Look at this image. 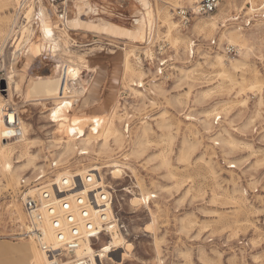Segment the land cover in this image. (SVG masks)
I'll list each match as a JSON object with an SVG mask.
<instances>
[{
  "label": "rangeland",
  "instance_id": "rangeland-1",
  "mask_svg": "<svg viewBox=\"0 0 264 264\" xmlns=\"http://www.w3.org/2000/svg\"><path fill=\"white\" fill-rule=\"evenodd\" d=\"M64 1L41 0L45 9L53 13L55 6L59 14ZM219 1L211 14H192L190 23L182 26L177 10L190 11L196 6L194 0H79L122 34L110 36L96 29L75 33V38L93 35L94 40L70 46L71 57L81 52L104 62L78 67L84 92L59 102L68 93L45 80V72L53 67L39 65V47L31 69L24 72L25 85L18 75L7 84L3 79L6 72L17 70L10 38L20 36L19 29L28 25L24 13L30 0H0V98L10 100L3 115L5 122L7 116H16L23 134L32 139L22 148L16 138L1 132L7 146L19 150L11 157L17 184L8 185L0 164V264L12 260L15 246L35 245L15 236L24 217L22 197L30 189L21 187L22 180L27 184L28 175L47 170L49 161L59 160L63 153L60 162L70 160L63 167L71 172L101 167L104 190L112 196L111 209L123 225L118 234L132 243L129 250L117 247L100 258L103 264H158V257L161 264H264V94L262 89H248L255 79L264 87V0ZM212 16L219 20L211 34L194 26ZM170 22L177 28L168 29ZM35 25L32 40L40 41ZM136 34L143 38L139 41ZM229 36L234 44L226 39ZM161 42L163 53L143 68L142 86L132 85L139 75L133 52L155 49ZM227 44L235 45L236 51L225 53ZM115 50L128 55L135 73L114 70ZM216 55L222 56L226 74L220 71ZM69 104L89 113L77 123L70 122L81 141H73L76 148L66 151V144L60 142L67 137L62 109ZM104 106H109L121 143L109 138L107 147L96 146L89 148L90 154L78 155L86 141L104 143L100 130L105 125L97 117ZM115 162L124 165L117 176L109 166ZM62 171L59 168L45 179L50 181L53 173ZM141 191L156 194L148 207L156 217L159 255L153 235L144 231L149 209L131 202ZM16 203L20 211L13 219L10 211ZM108 240L109 235L101 233L93 239V249Z\"/></svg>",
  "mask_w": 264,
  "mask_h": 264
},
{
  "label": "bare ground",
  "instance_id": "bare-ground-1",
  "mask_svg": "<svg viewBox=\"0 0 264 264\" xmlns=\"http://www.w3.org/2000/svg\"><path fill=\"white\" fill-rule=\"evenodd\" d=\"M198 1L199 0H194V2L196 4ZM42 3L43 2H41V0H37L36 2L34 0H30V2L28 4H26L27 6L25 8L26 11H25L24 15H25L26 22H27L26 24H28V25H26V26L24 25L22 27L20 26L21 28L18 31L20 33V36L13 35L10 38L11 44L13 46L12 54L15 56V60H16V64H17V70L15 73H13L14 71L6 72L5 77L3 79L6 81V84H7L9 82H14L16 75H18L19 77L20 76L22 77V80H23L22 84L25 85L28 78H26V74L24 72L31 69V65H29L30 61L35 56V52H36L35 48L39 47V49L41 50V54H42V57L38 59L39 65L49 66V67L52 65V67H53V68L50 67V69H52L51 72H45V75H44L45 80H47L49 84H54V86L59 87L65 93H68V95L65 94L64 96H61L58 99V101L61 102L67 96L73 97V96H75V94H81L84 92V91L82 92V86H80V81H79V74L80 73H79L78 67H83L86 69V68L92 67V65H95V66L98 65L99 66L100 64H102L104 62V60L97 58V57H95L93 59L85 57L86 55L84 56V53H81V52H80V54H75V58L73 59L71 57L72 50H70V46L77 45L78 42L79 43H85V41L94 40V38L92 37L93 35L90 36V38L86 37L88 35H83V36L81 35V36H78L77 38H75L74 37L75 33L77 32L78 34H80V33L86 34V33L92 32L96 29L95 32H97V31L103 32L104 34H109L111 36V35H114L113 34L114 32H119L121 34H122V32L115 29L114 26H112V25H110L104 21L102 22L101 20H99L98 19V13L95 12L94 10L90 9L91 10L90 11L89 9L83 8L81 6L79 0H65L64 1V9H63V13H61V16L56 11V7L54 5H53L54 7L51 6L52 11H53V13H52L51 10L49 11V10L45 9V7ZM219 4H220V1H219ZM219 4H218V6H219ZM35 6L37 7V9H35ZM192 7L194 9L195 5ZM54 12L56 14H54ZM53 15H55V16L53 17ZM147 16H148V19H150L149 14H147ZM55 17H56V20H55ZM218 20H219L218 17L212 16V17H210L209 21L205 20V21L194 22V26L197 29H199L200 31L208 29L209 34H211L213 32V30H215V28L217 27ZM170 23L171 24H169L168 29L177 28V24H175L173 22H170ZM35 24L37 25V27L40 29V32H41V37H40L41 40L40 41H33L32 40V38H34V37H32L31 34H32V30H33V27ZM150 25L151 24H149L148 26L150 27ZM121 26L123 27V25H121ZM119 28H121V27H119ZM11 29H12V27H11ZM127 30H128V28H127ZM9 34H11V33H9ZM96 34H98V33H96ZM136 36H137V34H136ZM236 36H239V35H236ZM84 38L85 39L88 38V39L84 40ZM138 38L141 39V38H143V36H137L136 39H138ZM140 39H138V40L140 41ZM177 39H179V37L175 38V40H177ZM226 39L228 40L229 43L234 44L235 40L232 39L230 36L226 37ZM49 42H51V44H49ZM93 43L96 44V49H98L97 47H100V46H97L98 43L96 40ZM90 44L92 45V43H90ZM191 44H192L191 41H189L187 47ZM85 45H88V44H85ZM5 49L6 48H4V50ZM90 49H92L94 51L93 48H90ZM99 52H101V51H99ZM113 53L116 55V56L114 55V57H115L114 70L123 69L124 72L129 70L132 73H135V71H136L139 75L136 74L137 80L132 81L131 84L134 86H138V87L142 86V83L140 81V76H141V73H143V69H141L139 66H135V68H134L135 71H132V69L130 68V65H129L128 55L126 53L119 51V50H115V51H113ZM133 54H135V52H133ZM110 55H112V54L110 53ZM102 56H104V55H102ZM215 61H216L217 65L220 66V68H221L220 71H222V73L226 74V71L224 68V61L222 59V56L216 55ZM132 89H134V88H132ZM242 89H245V87H243ZM248 89H250L252 91L258 90L260 92V90L262 89V85H261L259 80L255 79V81L252 84H250ZM109 95H110V93L107 94V97H111ZM261 98L262 97L260 95V99ZM9 104H10V100L8 98H6V97L0 98V164L2 166V171L7 176L8 185L12 186L14 184H17V178H16V173L13 172L11 157L19 150V148L17 147V149H16L15 147L7 146V142H4L3 137L1 136V132H7L6 131L7 124L5 122V116L3 115V109L8 108ZM72 104H75V103H72ZM108 107H106V109H105V106L101 107V109L98 110L99 115L97 116L101 120L100 124L105 125L100 130L103 132L104 143L98 145V142H94L93 144H91V143L86 141L84 143L85 147L78 149L79 150L78 155L90 154L91 149H94L96 146L107 147V143H108L109 138H114L116 143H121L122 139L116 133V130H115L114 125H113V121L111 120V117H112L111 111L109 112L107 110ZM79 109L75 105L73 106L71 104H69V106L66 107L65 110L62 109L63 110L62 112L66 113V117L62 121L63 122L62 125H63L64 132L67 134V137L64 138L63 140H61L60 142H64L66 144V146H65L66 151H70L72 148H76V146H74L72 142L75 140H80L78 137L75 136V133L72 131L70 122L73 120L74 123H77L80 117L84 118L85 117L84 114L87 115L89 113L88 111H85V110L84 111H82V110L78 111ZM206 113H209V112H206ZM217 114L218 113H215V116ZM217 116H219V115H217ZM19 125L21 127V130L24 131L23 126L20 123H19ZM14 138H16L15 142L20 143L19 147H22V148H25L27 146V144L32 141V139L28 138L25 134H22L21 136L14 137ZM89 148H91V149H89ZM24 154L25 153L23 152V154L21 153L19 155L22 156ZM62 155H64V153L60 155L59 160H55V164L59 168H62V170L64 169V171H62L60 173L59 172L56 173V178L53 179L55 181L51 184H58V186L60 188L62 187L63 184L70 185L71 182L73 181V177L76 175H79V174L85 179V176H86L85 174L88 170H82V171L79 170V172L77 171L78 173L73 174L70 171V169H66L65 167H63V166H65L64 164H66L70 160H66L63 163L60 162ZM67 157L68 156H65L63 158H67ZM29 161H31V159H29ZM15 162H20V160H16ZM59 162L61 164H59ZM230 165L235 166L234 164H230ZM92 166H94V165H92ZM109 166L111 168H114L112 170V174L117 176L119 173H121L123 171L122 167L124 165L122 164V166H121V164H118L117 162H115L113 164H110ZM100 169H101V167L96 166L90 170L97 171ZM47 176H48V172L46 170L40 169V171H38L32 177L30 175H28L25 179H28V180L30 179V182H35V180L43 182V180L45 178H47ZM94 180H95V176L92 173L89 181L91 183ZM85 182H86V184H84V186H85L84 189L83 188L78 189L80 191L77 193V194H80L82 197L81 202L77 201V199L75 197H73V195L70 196L67 193V195H69L68 198H70V200L73 204H76L77 202L78 203H87L88 198H89V192L91 189H89L90 187L88 186V184H87L88 181L86 179H85ZM37 184L38 183L36 182L35 184L31 185L30 189L27 191V193L26 192L25 193L27 195H31V196L38 193V190L36 187ZM99 184L102 187H104L103 186L104 184L102 183V181L99 182ZM137 186L139 187V184H137ZM49 190H50V187H49ZM69 190H71V189H68L66 191H61V192H67ZM75 190H77V189H73L72 191H75ZM72 191H69V192H72ZM141 192H142L141 196L133 197L131 199V202L134 204H140V203L142 204L143 203L149 209L148 210L149 222L145 225L144 231H150L151 234L153 235L155 249H156L157 254L159 255L158 243H157L156 233H155L156 217H155L154 213L148 207V203H149L150 199L155 197L156 194L143 192V191H141ZM50 195L52 196V193ZM96 199H97L96 205H98L101 202V198H100V196H97ZM56 201L59 202V199L57 197H56ZM13 206L14 207L11 209L10 214H11L13 219L14 218L16 219L18 216V213L20 211V206H19V203H16ZM74 206H76V205H74ZM87 208H88V212H90V214L93 217V222H94L93 224H95L97 228H100L99 231L102 229L101 226L105 225L106 226L105 229L110 232V236H109L108 242L103 244L101 246L102 247L101 249H97V250L93 249L92 246L90 244H88L89 241L86 240L84 243H82L81 248L78 249V251H77L78 256L87 255L90 258H93V256L95 255V256H98L99 259L100 258L103 259V258L107 257L109 252H112L117 247H122L126 250L130 249V247L132 246V243L129 242L128 240H126L124 236L118 234L120 232L118 231L116 223L114 222V221H116V218L114 217L113 211L111 210V208L107 209L104 212L105 214L103 217H100L98 212L95 213L97 210L95 211L94 207H91L89 205ZM43 209L44 208H42V210ZM50 213H54V212H49V214ZM77 216H79L78 213H76V217ZM44 217H45V219L43 222H45L46 227H47V233H49V232H51V229H53V226H51L52 224L51 225L47 224L46 215ZM19 220H21V218ZM47 237L48 238L51 237V234ZM28 241H30V240H28ZM156 260L158 261V264H161V260L159 257H158V259L156 258ZM1 263L2 264H48V260L46 258V255L43 252H41L36 247V245H32L31 243H22L18 246H15V250H14V253L12 255V260L6 259V260H3Z\"/></svg>",
  "mask_w": 264,
  "mask_h": 264
},
{
  "label": "built area",
  "instance_id": "built-area-1",
  "mask_svg": "<svg viewBox=\"0 0 264 264\" xmlns=\"http://www.w3.org/2000/svg\"><path fill=\"white\" fill-rule=\"evenodd\" d=\"M219 0H199L195 8L190 11L187 8H179L176 15L179 18V23L182 26H187L190 23L191 15H208L211 14L214 10L217 9ZM61 16V14H59ZM164 44L161 42L157 44L155 49L144 48L135 52L134 61L137 66L143 69L145 66L154 63L156 55L163 53ZM236 46L227 44L224 46V51L227 54L234 53L236 51ZM162 63L160 62V66ZM261 93L264 94V87L261 90ZM16 118V119H15ZM6 118L7 129L5 135L8 137H19L21 136L22 130L19 125V120L15 116ZM84 155V154H82ZM59 167L55 164L54 160L49 161L47 168L48 175L52 172L58 170ZM89 168L86 172L85 179L88 181L87 184L90 187L89 189V198L87 203H76L73 204L68 198V196L73 195L77 201L81 202V195L77 194L80 190L76 187L81 185V188L84 189V184H86L85 179L79 174L73 177V181L70 185L63 184L60 188L58 184L53 183L56 178V173H53V178H50V181L44 179L43 182L36 181L25 183L24 180L21 182V187L25 189L27 186L37 184L38 193L34 195L25 194L22 197V210H23V220L19 224L18 231L15 233L16 238L26 239L32 241L36 247L46 255L48 264H103L100 261L98 256H93L90 258L87 255L78 256L77 251L81 248L82 243L88 240V244L92 246L93 239H98V236L101 233H106L110 236V232L106 230V226L102 225L101 230L93 224V217L88 212V206L94 207L95 213L98 212L100 217L104 216V212L111 208L112 196L110 192L105 191L99 182L103 181L100 170L92 171ZM78 173L77 171L72 172ZM94 174L95 180L90 183V176ZM65 181V180H64ZM90 183V184H89ZM104 186V185H103ZM50 187V190H49ZM77 189L72 191L73 189ZM71 189L72 192H61ZM27 193V192H26ZM52 193V196L50 195ZM67 193L69 195H67ZM54 196V197H53ZM97 196H100L101 202L97 204ZM56 197L59 199V202L56 201ZM76 205V206H74ZM42 208H44L42 210ZM112 210V209H111ZM49 212H54L50 213ZM48 213V214H47ZM76 213L79 216L76 217ZM47 219V224L53 226L51 232L47 233V227L44 221L45 216ZM114 215V213H113ZM48 216V217H47ZM116 218V226L118 231L120 228H123V225L119 222V219ZM50 229V228H49ZM96 231V232H95ZM51 234V237H47ZM93 248V247H92ZM102 247H100L101 249Z\"/></svg>",
  "mask_w": 264,
  "mask_h": 264
}]
</instances>
